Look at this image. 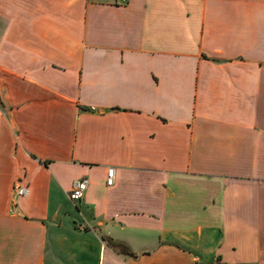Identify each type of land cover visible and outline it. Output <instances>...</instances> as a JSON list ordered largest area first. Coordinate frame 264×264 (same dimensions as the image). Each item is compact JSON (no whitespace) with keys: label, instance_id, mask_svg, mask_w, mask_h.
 Returning <instances> with one entry per match:
<instances>
[{"label":"crops","instance_id":"1","mask_svg":"<svg viewBox=\"0 0 264 264\" xmlns=\"http://www.w3.org/2000/svg\"><path fill=\"white\" fill-rule=\"evenodd\" d=\"M0 264H264V0H0Z\"/></svg>","mask_w":264,"mask_h":264},{"label":"built area","instance_id":"2","mask_svg":"<svg viewBox=\"0 0 264 264\" xmlns=\"http://www.w3.org/2000/svg\"><path fill=\"white\" fill-rule=\"evenodd\" d=\"M115 170L110 169L108 171L107 186L112 187L115 183ZM88 188V179H81L78 181L70 192V200L72 202L81 201L84 198L85 192ZM16 194L18 196H26L28 193L27 187H16Z\"/></svg>","mask_w":264,"mask_h":264},{"label":"trees","instance_id":"3","mask_svg":"<svg viewBox=\"0 0 264 264\" xmlns=\"http://www.w3.org/2000/svg\"><path fill=\"white\" fill-rule=\"evenodd\" d=\"M110 245L118 250V251H123L125 254H129V250H127L126 248H124L122 245H119V244H115L113 243L112 241H109Z\"/></svg>","mask_w":264,"mask_h":264}]
</instances>
